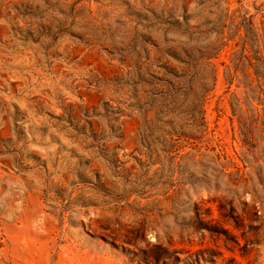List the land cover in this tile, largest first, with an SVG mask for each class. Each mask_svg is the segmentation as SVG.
I'll use <instances>...</instances> for the list:
<instances>
[{
    "label": "rangeland",
    "instance_id": "374dc122",
    "mask_svg": "<svg viewBox=\"0 0 264 264\" xmlns=\"http://www.w3.org/2000/svg\"><path fill=\"white\" fill-rule=\"evenodd\" d=\"M245 16L264 59V0H0V264H264Z\"/></svg>",
    "mask_w": 264,
    "mask_h": 264
},
{
    "label": "trees",
    "instance_id": "16d2710c",
    "mask_svg": "<svg viewBox=\"0 0 264 264\" xmlns=\"http://www.w3.org/2000/svg\"><path fill=\"white\" fill-rule=\"evenodd\" d=\"M245 20V24L246 28H245V35L243 37V47H244V51L246 50H250L253 55L251 56L250 54L246 55V58L249 61V65L250 66H254L256 69V74L259 77V85H261V78H264V59L263 56L261 54L260 50L254 49L256 40L257 42H259L258 39V35L256 33L255 27H254V23L252 21V19L248 16L244 17ZM257 35V36H256ZM260 43V42H259ZM226 44V43H224ZM249 46V47H248ZM221 46H215L212 48L213 51L210 52V57L212 56H217L221 50ZM250 48V49H249ZM253 58L255 60H253ZM261 77V78H260ZM196 78L194 77H190V79L188 80V84L184 85V86H179V87H174V84H171V88H175L173 90H171V88L169 89L170 93L168 94H174V92H179V91H184V93H188V92H193L195 95L196 100L198 101V104H204L205 100H206V96L208 94V92L212 89V87L208 86V78L207 76H202L200 78H198L195 81Z\"/></svg>",
    "mask_w": 264,
    "mask_h": 264
}]
</instances>
